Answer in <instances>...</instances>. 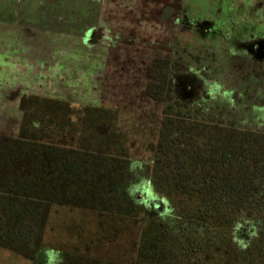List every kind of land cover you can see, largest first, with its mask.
I'll list each match as a JSON object with an SVG mask.
<instances>
[{
  "label": "trees",
  "instance_id": "16d2710c",
  "mask_svg": "<svg viewBox=\"0 0 264 264\" xmlns=\"http://www.w3.org/2000/svg\"><path fill=\"white\" fill-rule=\"evenodd\" d=\"M171 58L146 73V95L165 104L152 162L131 157L117 110L22 97L18 133L0 132L1 249L35 264H264V132L177 98ZM55 205L98 215L103 246L145 216L134 259L46 249Z\"/></svg>",
  "mask_w": 264,
  "mask_h": 264
},
{
  "label": "rangeland",
  "instance_id": "374dc122",
  "mask_svg": "<svg viewBox=\"0 0 264 264\" xmlns=\"http://www.w3.org/2000/svg\"><path fill=\"white\" fill-rule=\"evenodd\" d=\"M40 1L0 0V120L8 124L0 132L17 134L24 96L104 107L118 111L131 157L152 162L148 145L157 141L165 104L146 95V73L165 56L180 67L174 83L189 85L181 100L207 103L221 126L264 132V0H86L98 3L96 18L90 4ZM137 195L148 203L149 186ZM144 218L124 223L128 230L103 246L98 215L55 205L44 247L88 245L101 259L132 261ZM0 264L35 263L7 256Z\"/></svg>",
  "mask_w": 264,
  "mask_h": 264
},
{
  "label": "crops",
  "instance_id": "0c3cea01",
  "mask_svg": "<svg viewBox=\"0 0 264 264\" xmlns=\"http://www.w3.org/2000/svg\"><path fill=\"white\" fill-rule=\"evenodd\" d=\"M42 2H44L45 4H59V5H62V3H64V2H80V3H82V4H90L91 5V7L92 6H94V8L95 9H93L92 8V11H91V16L92 17H94V18H96L95 16L96 15H98V13L97 14H95L96 12H98V7L96 6L98 3H94V2H90V1H86V0H81V1H73V0H49V1H44V0H41ZM40 1V2H41ZM95 12V13H94ZM94 27H93V25L92 26H90L89 28H87V31H90L91 29H93ZM96 31L95 30H93V34H94V36H95V33ZM91 40H89L88 41V43L89 44H91ZM93 43V42H92ZM95 45H96V43H94ZM45 49V48H44ZM101 51V50H100ZM45 54L47 53V50L45 49ZM43 67H45V68H47V72L45 73L46 74V76H44V78H46V79H48V80H50L51 81V83H52V80H51V76L50 75H47V73L49 72V66H48V63L47 62H45V64H44V66ZM42 67V68H43ZM38 68V67H37ZM37 68H35V69H37ZM40 68V67H39ZM42 68H40V69H42ZM42 73V71L40 72V73H38L39 74V76H40V74ZM38 75H36V77H37ZM40 77H43V73H42V76H40ZM53 84V83H52ZM1 114V113H0ZM2 122H3V125H8L6 122H7V120L5 119V118H3L2 120H0V123H1V125H2ZM20 128V127H19ZM19 131V130H18ZM5 133V132H4ZM18 133V132H17ZM1 249V248H0ZM4 250V249H3ZM2 253H5L6 255H4L3 257H0V258H7V256H13V257H18V259H21L22 257L21 256H18V255H15V254H13L12 252H10V251H7V250H5V251H2Z\"/></svg>",
  "mask_w": 264,
  "mask_h": 264
},
{
  "label": "flooded vegetation",
  "instance_id": "af4514ba",
  "mask_svg": "<svg viewBox=\"0 0 264 264\" xmlns=\"http://www.w3.org/2000/svg\"><path fill=\"white\" fill-rule=\"evenodd\" d=\"M180 75H183V74H180ZM188 87H189V85L183 79L180 80V82L178 84L176 83L175 93H176L177 98H179V99H181V97L185 98L186 95L191 94ZM182 101H186V100H182ZM19 106H20V101H19Z\"/></svg>",
  "mask_w": 264,
  "mask_h": 264
}]
</instances>
